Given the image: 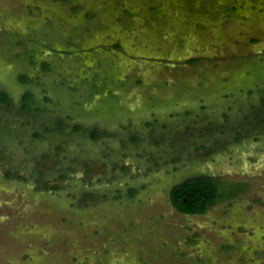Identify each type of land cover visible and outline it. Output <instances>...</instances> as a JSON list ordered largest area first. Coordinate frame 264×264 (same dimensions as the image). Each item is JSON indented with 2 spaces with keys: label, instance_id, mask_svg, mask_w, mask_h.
I'll return each mask as SVG.
<instances>
[{
  "label": "rangeland",
  "instance_id": "obj_1",
  "mask_svg": "<svg viewBox=\"0 0 264 264\" xmlns=\"http://www.w3.org/2000/svg\"><path fill=\"white\" fill-rule=\"evenodd\" d=\"M0 264H264V0H0Z\"/></svg>",
  "mask_w": 264,
  "mask_h": 264
},
{
  "label": "trees",
  "instance_id": "obj_2",
  "mask_svg": "<svg viewBox=\"0 0 264 264\" xmlns=\"http://www.w3.org/2000/svg\"><path fill=\"white\" fill-rule=\"evenodd\" d=\"M1 100L7 102L8 94L2 93ZM91 135L98 137L93 135V131ZM170 198L181 213L194 215L205 213L222 199V195L219 192V185L214 179L206 175H194L174 184L170 189Z\"/></svg>",
  "mask_w": 264,
  "mask_h": 264
},
{
  "label": "flooded vegetation",
  "instance_id": "obj_3",
  "mask_svg": "<svg viewBox=\"0 0 264 264\" xmlns=\"http://www.w3.org/2000/svg\"><path fill=\"white\" fill-rule=\"evenodd\" d=\"M261 117V116H260ZM197 175H206V176H209L211 177L212 179H216L217 178V175L213 174V173H200V174H197ZM176 208V207H175ZM177 209V208H176ZM178 210V209H177ZM179 211V210H178Z\"/></svg>",
  "mask_w": 264,
  "mask_h": 264
}]
</instances>
